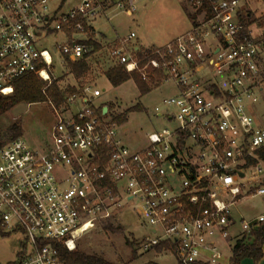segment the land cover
<instances>
[{"label": "built area", "instance_id": "1", "mask_svg": "<svg viewBox=\"0 0 264 264\" xmlns=\"http://www.w3.org/2000/svg\"><path fill=\"white\" fill-rule=\"evenodd\" d=\"M50 1L0 0V96L11 95L23 76L49 79L54 60L38 43L52 33L65 31L70 38L54 54L72 62L94 54L90 0L57 19ZM187 1L198 14L187 33L138 50L130 45L132 32L109 51L116 65L146 82L157 72L162 81L174 82L178 93L166 105L176 114L155 109L174 127L151 132L145 147L130 149L119 138L113 110L96 106L102 92L87 83L67 98L66 107L55 109L46 150H34L21 138L0 147V234L22 231L29 246L18 264H66L57 245L76 251L84 233L128 207L149 227L139 248L157 251L166 244L157 253L175 255L178 264H221L237 226L244 234L264 221V215L238 221L233 211L240 200L264 196L262 185L247 188L264 178L258 176L264 163L257 154L264 148V115L250 113L264 93V36L246 31L241 0ZM136 4L120 0L116 6L135 13Z\"/></svg>", "mask_w": 264, "mask_h": 264}, {"label": "rangeland", "instance_id": "2", "mask_svg": "<svg viewBox=\"0 0 264 264\" xmlns=\"http://www.w3.org/2000/svg\"><path fill=\"white\" fill-rule=\"evenodd\" d=\"M83 1L51 0L49 5L52 16L57 14V19L62 13L78 9ZM119 1L90 0L91 9L95 11V17L90 21L94 28L92 37L95 42H100V49L88 58L91 72L87 77L80 80L74 79L66 67L65 57L60 52L56 54L53 52L54 48L69 42V35L65 31L52 33L38 43L39 49L47 50L52 54L54 65L48 72L49 79L37 77L45 83L46 87L56 81L62 89L67 86H77V91L87 83L93 84L95 89L102 92L101 97L96 101V106L110 107L115 116L126 114L127 121L118 125V134L126 146L135 150L147 145L149 133L174 127L175 122L168 121L164 117H157L155 109L159 108L163 113L176 114V109L167 106L166 100L176 96L178 90L171 80L161 81L159 85L151 86V91L145 95L141 94L133 80L113 87L105 76L109 68L118 66L109 57L110 49L118 45V42L113 40L125 39L133 32L137 37L131 40V43L138 39H146L150 47H161L191 30L194 22L190 14L195 16V19L198 14L190 7L187 0H137L135 13L117 9L116 5ZM241 3L240 16L244 18L246 31H252L251 36L257 38L256 27L264 26V19L261 18L264 15V0H241ZM248 13L250 14L247 17ZM74 36L85 39L81 34ZM262 59L260 68L264 71V54ZM206 73V71L202 72L198 77H206ZM218 79L221 87H224L223 79L219 77ZM212 82H216V79L214 78ZM136 106L140 109L132 110ZM62 107H66V104L54 107L50 102L30 105L21 103L0 116V127L7 129L10 125L18 123L20 131L17 137L24 140L30 148L44 151L52 143V129L57 122L55 109L60 111ZM256 108L257 104L253 105L250 113L255 115ZM253 172L254 170L247 171V177H252ZM258 176L264 177V172ZM261 185L264 187V178L262 183L258 181L247 184V188H256ZM133 208H126L110 221L117 230H106L105 224H100L84 233L77 241L78 251L87 255L100 256L112 264H178L176 256L171 253L159 255L156 250L145 252L139 248L142 239L150 235L149 227L140 221ZM233 211L238 221L241 218L247 221L258 218L264 215V196L240 200ZM241 234V228L238 225L229 246L223 248L226 257L221 264H230L236 237L239 238ZM24 250L29 251V246H27L26 235L22 231L0 234V264L18 262ZM244 260H249L250 264H256L252 258Z\"/></svg>", "mask_w": 264, "mask_h": 264}, {"label": "trees", "instance_id": "3", "mask_svg": "<svg viewBox=\"0 0 264 264\" xmlns=\"http://www.w3.org/2000/svg\"><path fill=\"white\" fill-rule=\"evenodd\" d=\"M250 13L247 14V17ZM191 19L195 23V16L190 14ZM241 22L245 29L247 26L244 22V18L240 16ZM89 44L93 47V53H96L100 49V45L96 42L90 41ZM88 57L83 60L72 62L69 59L66 60V67L70 71V74L76 80L83 79L87 77L91 72V65L88 61ZM139 57L143 59V54L139 52ZM144 61V60H143ZM109 83L113 87H118L129 80L135 81L142 95H145L151 91V86H157L161 83L163 79V73L157 72L155 77L149 82L142 79L138 72L128 73L121 66H114L109 68L105 72ZM13 93L9 96H0V116L14 106L25 103V104H36L50 102L55 107H60L66 104V100L69 96L79 93L77 91V86H67L62 89L58 86L57 82L51 83L48 87L45 83L40 80L37 75L30 74L18 78L13 83ZM140 109L139 106L134 107L132 110ZM115 121L118 125H121L127 121L126 114H121L115 116ZM20 131V126L18 123L10 125L7 129H2L0 127V147L7 141L18 138ZM259 159L264 163V148H261L258 152ZM249 164L255 163V160H249ZM106 230H117L109 221L104 225ZM264 245V221L261 222L256 228L252 229L249 233L242 234L239 238L235 240L234 246L232 248V257L230 259V264H241V262L246 258H252L256 263H258L263 256L262 248ZM166 244L158 246L157 251H161ZM59 252V257L66 264H112L106 261L104 258L96 255H87L78 251L69 252L67 249L63 248L61 245L56 246ZM21 258V254L19 259ZM18 264V262L14 263Z\"/></svg>", "mask_w": 264, "mask_h": 264}, {"label": "crops", "instance_id": "4", "mask_svg": "<svg viewBox=\"0 0 264 264\" xmlns=\"http://www.w3.org/2000/svg\"><path fill=\"white\" fill-rule=\"evenodd\" d=\"M257 30V31H256ZM256 34L258 35L257 38H261L264 36V26H260V27H256ZM190 31V30H189ZM188 32V31H187ZM185 32V33H187ZM248 32V30H247ZM132 33V32H131ZM130 33V34H131ZM184 33V34H185ZM248 33H250L252 35V31H249ZM137 37V36H136ZM135 37V38H136ZM134 38V39H135ZM118 39L120 38H116L115 40L113 41H117L118 42ZM133 40V39H132ZM149 41L146 40V39H138L136 42H133L131 43L130 41V45L134 46L135 49H138V50H148L150 48H153V47H150L149 46ZM155 48V47H154ZM264 52L261 53V56H260V64L263 63V59H262V56H263ZM261 69V68H260ZM261 74H262V77H263V80H264V71L261 69ZM263 86H264V83H263ZM252 111V110H251ZM256 113H255V116L256 117H260L262 115H264V93L261 95V100L260 102L257 104V108L255 109ZM254 111V112H255ZM262 252H263V256H262V259L256 263V264H264V246L262 248ZM249 260H244L241 262V264H250V262H248Z\"/></svg>", "mask_w": 264, "mask_h": 264}, {"label": "water", "instance_id": "5", "mask_svg": "<svg viewBox=\"0 0 264 264\" xmlns=\"http://www.w3.org/2000/svg\"><path fill=\"white\" fill-rule=\"evenodd\" d=\"M107 110H108L107 107H104V108H103V112H106Z\"/></svg>", "mask_w": 264, "mask_h": 264}]
</instances>
